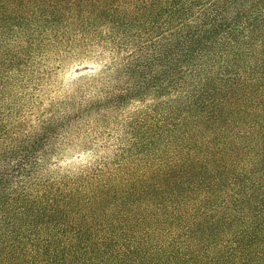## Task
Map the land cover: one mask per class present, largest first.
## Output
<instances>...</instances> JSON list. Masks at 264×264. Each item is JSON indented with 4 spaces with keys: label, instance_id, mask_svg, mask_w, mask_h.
Here are the masks:
<instances>
[{
    "label": "trees",
    "instance_id": "trees-1",
    "mask_svg": "<svg viewBox=\"0 0 264 264\" xmlns=\"http://www.w3.org/2000/svg\"><path fill=\"white\" fill-rule=\"evenodd\" d=\"M94 48L95 96L15 118L42 59ZM133 102L112 160L50 170ZM0 264H264V0H0Z\"/></svg>",
    "mask_w": 264,
    "mask_h": 264
},
{
    "label": "rangeland",
    "instance_id": "rangeland-1",
    "mask_svg": "<svg viewBox=\"0 0 264 264\" xmlns=\"http://www.w3.org/2000/svg\"><path fill=\"white\" fill-rule=\"evenodd\" d=\"M116 53L101 48H94L88 54L73 53L66 58H52L43 65V59L38 71L27 77L26 85L16 88L15 97L17 114L32 124L48 113L53 104H59L70 98L78 101L96 95L90 86H84L87 80H94L113 62ZM140 102H133L125 107L121 114H116L115 120L106 125H95V116H87L84 123L74 127L67 138L63 136L56 143V153L53 155L50 170L61 174H74L82 169L94 166L104 160L115 157L119 138L122 136L121 122L128 112L140 106Z\"/></svg>",
    "mask_w": 264,
    "mask_h": 264
}]
</instances>
